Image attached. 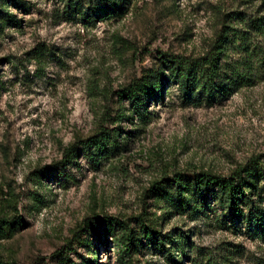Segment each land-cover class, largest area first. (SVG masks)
<instances>
[{"label":"rangeland","instance_id":"obj_1","mask_svg":"<svg viewBox=\"0 0 264 264\" xmlns=\"http://www.w3.org/2000/svg\"><path fill=\"white\" fill-rule=\"evenodd\" d=\"M65 1L0 0L18 21L0 18V264H264L259 229L193 180L264 159V66L214 100L171 78L138 112L120 97L169 55L206 53L222 24L238 26L234 12L264 14V0H127L89 21ZM102 217L134 230L129 253Z\"/></svg>","mask_w":264,"mask_h":264},{"label":"trees","instance_id":"obj_2","mask_svg":"<svg viewBox=\"0 0 264 264\" xmlns=\"http://www.w3.org/2000/svg\"><path fill=\"white\" fill-rule=\"evenodd\" d=\"M126 1L120 0L115 4H103L95 10L82 11L80 6L73 3V0H66L63 12L65 15L78 13L83 21L118 16L122 13ZM3 13L0 18L13 26L18 25L13 15ZM230 19L237 21L238 26L222 24V28L217 32L206 53L195 57L169 55L163 59L161 70L154 71L153 75L134 80L121 89L120 97L128 101L132 111L138 112L144 102L160 95L162 83L168 78L175 81L185 93L190 95L197 89L207 92L210 100L230 93L236 87L247 85L251 81L254 66H264V14L240 16L238 12H234ZM230 52L238 53L239 58L230 61L227 64L228 71H225L224 58L228 57ZM94 137L93 140H96L98 147H104L109 141L107 133ZM90 141L91 144L92 139ZM71 155L72 150H66L63 161H68L72 158ZM250 162L252 164L238 167L229 176L200 172L194 174L193 180L194 184L211 188V193L217 189L219 197L223 198L224 203L233 213H236L240 219H244L250 226L259 229L260 235L264 237V159L261 161L258 158H252ZM259 182H262L263 186L258 187ZM240 203L249 204L245 213ZM96 221L109 231L114 230L113 226L118 227L121 231V247L124 253H129L137 243L135 232L128 224L111 217L98 218ZM138 222L139 231L144 237L154 241L159 238L158 231L151 224L141 218ZM84 224H87V220ZM0 262L2 263L1 260Z\"/></svg>","mask_w":264,"mask_h":264}]
</instances>
